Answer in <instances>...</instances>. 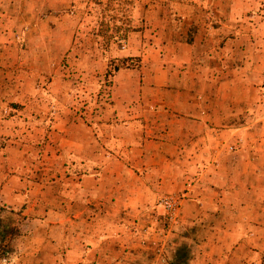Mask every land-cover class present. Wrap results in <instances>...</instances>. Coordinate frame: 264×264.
I'll list each match as a JSON object with an SVG mask.
<instances>
[{
  "label": "rangeland",
  "instance_id": "1",
  "mask_svg": "<svg viewBox=\"0 0 264 264\" xmlns=\"http://www.w3.org/2000/svg\"><path fill=\"white\" fill-rule=\"evenodd\" d=\"M0 13V221L18 230L0 264H264V0H0ZM182 44L206 90L241 73L242 113L230 129L184 130L185 159L164 170L142 141L159 133L148 112L132 130L117 99L139 98L142 69ZM77 145L79 159L61 155ZM235 153L252 193L208 207L220 177L206 168L227 172Z\"/></svg>",
  "mask_w": 264,
  "mask_h": 264
},
{
  "label": "crops",
  "instance_id": "2",
  "mask_svg": "<svg viewBox=\"0 0 264 264\" xmlns=\"http://www.w3.org/2000/svg\"><path fill=\"white\" fill-rule=\"evenodd\" d=\"M2 7H4V11L7 10L4 5ZM180 49L183 53L182 56L165 57L158 60V62L152 63L153 68L142 69L141 74H139L140 79L138 78L139 98L136 95L133 96L131 89H126L123 100L119 101L117 99L120 109L124 105L122 110L124 112L125 125L131 127L132 130L136 125L143 122L142 117L148 112L149 118L144 120L150 123L147 127L150 130L156 129L159 133L154 139H144L142 141L154 142L162 148V154H159V156L160 158L162 157L161 161L166 163L164 170L171 165L173 166V160L185 159L181 155L182 151L179 150V143L183 140L182 137L185 136L184 130L194 131L199 127L205 126L212 131H215V129H230L228 126L230 119L232 121L235 118L239 119L238 115L242 113V111H239V107H242L241 88L239 85L242 81L240 79L241 73L237 72V70H228V72L216 77L214 88L206 90L201 83L202 80H200L203 73L202 70L199 68L195 69L192 66L195 64L194 59L185 54V52L189 51L188 46L182 44ZM252 64H254V60ZM211 72L213 73V70ZM210 78L213 81L214 76L210 75ZM151 93L153 96H149ZM259 108L261 107L256 106L257 111ZM249 109V113L254 114L256 109L252 105H250ZM152 116L156 117L155 121L150 118ZM230 116L233 118H230ZM247 121L248 123L253 122V117H248ZM241 128L242 125L231 127L237 133L240 132ZM243 141L244 145H251L255 142V140ZM133 142H136V140H133ZM81 154L82 149L79 145H77L76 151L71 153L68 149L61 152V155L65 157L69 158L72 155L76 159H79ZM140 154L146 158L144 150L140 149ZM194 157L196 156L194 155ZM232 157L236 158L229 160V163H233L229 164L227 172L224 169L226 163L223 160L218 162L219 169L217 173H212L214 172V167L208 166L206 168L207 172H211L209 182L212 185L216 186L215 174L220 177L217 188L210 187V194L215 200H207L206 204L208 207L213 205L212 203H216V205L220 204L221 207L227 209H239L244 205V191L252 193V189L245 190V187L243 188L239 183L243 173L247 172L248 165L238 160V153L232 154ZM248 174L251 175L250 170H248ZM8 190V186L3 185L1 197L4 203L10 204L7 196ZM91 195L93 196L95 193ZM251 200L252 197H248V202H251Z\"/></svg>",
  "mask_w": 264,
  "mask_h": 264
},
{
  "label": "trees",
  "instance_id": "3",
  "mask_svg": "<svg viewBox=\"0 0 264 264\" xmlns=\"http://www.w3.org/2000/svg\"><path fill=\"white\" fill-rule=\"evenodd\" d=\"M18 233V230L14 227L2 226L0 221V239L6 240L7 237H15ZM186 261L184 258H180V261L177 264H185Z\"/></svg>",
  "mask_w": 264,
  "mask_h": 264
},
{
  "label": "built area",
  "instance_id": "4",
  "mask_svg": "<svg viewBox=\"0 0 264 264\" xmlns=\"http://www.w3.org/2000/svg\"><path fill=\"white\" fill-rule=\"evenodd\" d=\"M232 150V148H230ZM163 208L170 214L174 215L177 211L176 203L171 198H166L162 201Z\"/></svg>",
  "mask_w": 264,
  "mask_h": 264
}]
</instances>
